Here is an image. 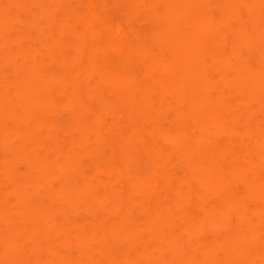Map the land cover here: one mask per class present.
Listing matches in <instances>:
<instances>
[{"label": "bare ground", "instance_id": "obj_1", "mask_svg": "<svg viewBox=\"0 0 264 264\" xmlns=\"http://www.w3.org/2000/svg\"><path fill=\"white\" fill-rule=\"evenodd\" d=\"M0 264H264V0H0Z\"/></svg>", "mask_w": 264, "mask_h": 264}]
</instances>
